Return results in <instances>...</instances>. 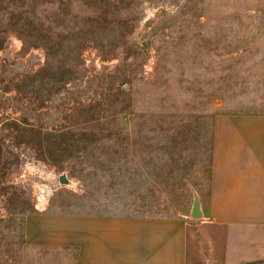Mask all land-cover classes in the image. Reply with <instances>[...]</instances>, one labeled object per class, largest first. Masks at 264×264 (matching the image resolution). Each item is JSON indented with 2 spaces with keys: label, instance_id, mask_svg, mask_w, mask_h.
<instances>
[{
  "label": "rangeland",
  "instance_id": "1",
  "mask_svg": "<svg viewBox=\"0 0 264 264\" xmlns=\"http://www.w3.org/2000/svg\"><path fill=\"white\" fill-rule=\"evenodd\" d=\"M257 111L264 0H0V264H73L26 245L39 213L184 218L222 264L193 209L215 117ZM30 161L72 181L44 212Z\"/></svg>",
  "mask_w": 264,
  "mask_h": 264
},
{
  "label": "crops",
  "instance_id": "2",
  "mask_svg": "<svg viewBox=\"0 0 264 264\" xmlns=\"http://www.w3.org/2000/svg\"><path fill=\"white\" fill-rule=\"evenodd\" d=\"M213 124L202 223L216 229L222 264L263 262L264 111L219 115ZM189 226L184 218L39 213L25 218L23 232L30 248L76 249L73 264H215L209 252L195 255Z\"/></svg>",
  "mask_w": 264,
  "mask_h": 264
},
{
  "label": "built area",
  "instance_id": "3",
  "mask_svg": "<svg viewBox=\"0 0 264 264\" xmlns=\"http://www.w3.org/2000/svg\"><path fill=\"white\" fill-rule=\"evenodd\" d=\"M66 175V174H63ZM67 176V175H66ZM61 175L56 173L44 163L27 162L21 174V179H36L37 183L32 184L33 187V204L35 210L44 212L50 202L54 192L62 186H71L72 181L68 179L67 185L60 182Z\"/></svg>",
  "mask_w": 264,
  "mask_h": 264
},
{
  "label": "water",
  "instance_id": "4",
  "mask_svg": "<svg viewBox=\"0 0 264 264\" xmlns=\"http://www.w3.org/2000/svg\"><path fill=\"white\" fill-rule=\"evenodd\" d=\"M60 182H61L62 185H67L68 184L67 176L66 175H62L60 177ZM192 215H193L194 218L200 217V204H199L198 200H196V202H195Z\"/></svg>",
  "mask_w": 264,
  "mask_h": 264
}]
</instances>
